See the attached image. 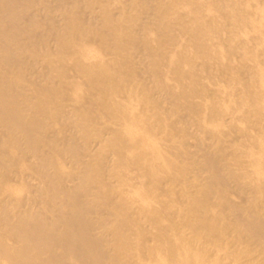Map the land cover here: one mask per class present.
<instances>
[{
    "label": "bare ground",
    "instance_id": "1",
    "mask_svg": "<svg viewBox=\"0 0 264 264\" xmlns=\"http://www.w3.org/2000/svg\"><path fill=\"white\" fill-rule=\"evenodd\" d=\"M0 264H264V0H0Z\"/></svg>",
    "mask_w": 264,
    "mask_h": 264
}]
</instances>
